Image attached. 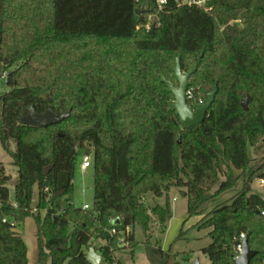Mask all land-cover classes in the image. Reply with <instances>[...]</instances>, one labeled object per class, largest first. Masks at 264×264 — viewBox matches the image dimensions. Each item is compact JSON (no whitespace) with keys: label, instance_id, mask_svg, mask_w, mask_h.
I'll list each match as a JSON object with an SVG mask.
<instances>
[{"label":"trees","instance_id":"obj_1","mask_svg":"<svg viewBox=\"0 0 264 264\" xmlns=\"http://www.w3.org/2000/svg\"><path fill=\"white\" fill-rule=\"evenodd\" d=\"M182 1L160 8L157 0H0V141L19 170L11 194L0 162V264H28L16 231L28 217L38 225L39 264H87L96 239L107 242L103 259L115 263L119 240L137 245L136 225L150 264H179V255L152 243L150 229L153 216L165 233L170 191L180 189L191 218L240 181L237 196L194 227L210 230L202 252L211 264H236L242 234L257 252L250 264H264V198L252 189L264 180V162L249 155L264 147V0H209L210 11ZM141 9L149 10L143 21ZM150 14L153 31L145 29ZM177 60L183 73L197 68L192 108L218 84L205 121L188 130L163 82L179 86ZM31 107L71 116L47 128L22 126ZM77 148L94 153L90 210L72 202ZM149 194L166 196V206L149 210Z\"/></svg>","mask_w":264,"mask_h":264},{"label":"rangeland","instance_id":"obj_2","mask_svg":"<svg viewBox=\"0 0 264 264\" xmlns=\"http://www.w3.org/2000/svg\"><path fill=\"white\" fill-rule=\"evenodd\" d=\"M145 20V15L139 16V19ZM145 29L152 30L156 27V16L150 14L146 17ZM205 99V98H204ZM245 98L244 100H246ZM249 109V102H248ZM12 151H15V146L12 145ZM77 160L75 163V178L74 190L72 194V202L76 208L83 209L85 205L91 208L94 206V166L87 169L85 172L81 169L83 157L87 154L86 148H77ZM250 158L254 163L261 164L264 162V147L250 148ZM94 153H91V162L93 163ZM0 162L6 170V174L11 177L9 188L11 194L14 191V181L19 175L18 168L13 164V159L10 152L6 151L0 141ZM225 181L224 176H220V182ZM243 181H240L235 188L217 195L215 199L208 202L202 209V215L188 218L187 216V200L181 196L180 189L173 188L169 193V203L172 211V218L167 224L166 231L163 234L164 226L158 223L156 217L152 216L151 232L152 243L155 244L160 241L162 248L170 251L172 254L179 255L177 262L179 264H211L207 255L202 252V249L211 244V239L208 237L209 229L198 230L194 226L207 214H209L217 206L226 204L231 201L234 196L242 190ZM219 186L217 185L211 193H216ZM253 192L264 198V186L259 180L255 179L252 184ZM38 196L37 187L34 188V197ZM33 207L37 206V199H34ZM145 206L150 209L156 205L163 207L167 204V197L155 198L149 194L144 200ZM45 214V211L42 212ZM23 237L28 248V264H39L40 246L37 237L38 225L34 217H28L16 229ZM182 232V233H181ZM180 234H182L180 236ZM180 237V238H179ZM135 239L137 245L132 250L124 238L119 240V247L114 250L113 256L115 263H108L104 259L100 264H150L146 256L145 241L146 237L142 227L135 226ZM107 242L101 239L94 240V247L98 249L101 255L100 248L105 246ZM113 250V249H112ZM133 251V254H132ZM68 264V262H65Z\"/></svg>","mask_w":264,"mask_h":264},{"label":"water","instance_id":"obj_3","mask_svg":"<svg viewBox=\"0 0 264 264\" xmlns=\"http://www.w3.org/2000/svg\"><path fill=\"white\" fill-rule=\"evenodd\" d=\"M149 10H137L136 14L141 16L144 13H147ZM141 21L143 19L141 18ZM154 27L152 28V31ZM197 68H193L187 73H183L181 68V61L177 60L176 67V78L179 83V86H175L173 83L167 81L166 79L163 82L170 88L172 94L175 97L174 110L177 116L180 118L181 126L183 130H188L192 127L198 126L203 123L206 119V116L211 109L216 94L218 92V84L209 91L205 99L198 103L195 108H192L188 104V94L190 88V77L196 72ZM249 98L242 102V106L245 110H248ZM71 116V111L68 112H53L51 110L45 113H38L34 107H31L28 114L24 115L20 121L22 126L34 127V128H47L49 126L61 124L63 121L67 120ZM49 168L47 169V171ZM16 181H14V185ZM123 217L115 218L112 221L113 226H118L121 224ZM257 252L252 251L245 239L243 241L242 252L239 258L236 259V264H250L251 260L256 256ZM103 260L102 255L98 254L95 248H90L87 252L86 261L87 264H100Z\"/></svg>","mask_w":264,"mask_h":264},{"label":"built area","instance_id":"obj_4","mask_svg":"<svg viewBox=\"0 0 264 264\" xmlns=\"http://www.w3.org/2000/svg\"><path fill=\"white\" fill-rule=\"evenodd\" d=\"M209 0H183L182 2H181V5H189V6H198V7H200V8H204L206 11H210L211 10V8H208V6H207V2H208ZM157 2H158V5H159V7L160 8H162V6L163 5H165L166 4V0H157ZM191 96H190V92H189V94H188V98H190ZM92 162H91V154H86L84 157H83V159H82V163H81V169H82V171H86L87 169H89L91 166H92ZM259 182H260V184L262 185V186H264V180H259ZM83 209L84 210H90L91 209V207L89 206V205H85L84 207H83ZM111 234L112 235H114V234H116V230H112L111 231ZM246 239V236H245V234H242L241 235V243L237 246V252H238V254H239V256H240V254H241V252H242V247H243V241Z\"/></svg>","mask_w":264,"mask_h":264},{"label":"crops","instance_id":"obj_5","mask_svg":"<svg viewBox=\"0 0 264 264\" xmlns=\"http://www.w3.org/2000/svg\"><path fill=\"white\" fill-rule=\"evenodd\" d=\"M35 198L37 199V205H38V196H37V197H34V196H33V202H32V203H34V201H35L34 199H35ZM32 206H33V205H32ZM36 207H37V206H36ZM36 207H33V208L36 209ZM35 213H37L36 210H35ZM16 231H17V230H16ZM17 232H18V231H17ZM18 233H19V232H18ZM19 234H20V233H19ZM20 235H21V234H20ZM21 236H22V235H21ZM22 238H23V237H22ZM97 253H98V252H97ZM98 254H99V253H98Z\"/></svg>","mask_w":264,"mask_h":264}]
</instances>
